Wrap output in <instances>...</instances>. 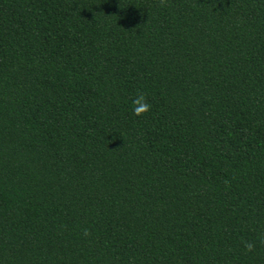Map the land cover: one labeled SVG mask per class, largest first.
I'll return each instance as SVG.
<instances>
[{
  "label": "trees",
  "instance_id": "trees-1",
  "mask_svg": "<svg viewBox=\"0 0 264 264\" xmlns=\"http://www.w3.org/2000/svg\"><path fill=\"white\" fill-rule=\"evenodd\" d=\"M0 264H264V0H0Z\"/></svg>",
  "mask_w": 264,
  "mask_h": 264
},
{
  "label": "clouds",
  "instance_id": "clouds-1",
  "mask_svg": "<svg viewBox=\"0 0 264 264\" xmlns=\"http://www.w3.org/2000/svg\"><path fill=\"white\" fill-rule=\"evenodd\" d=\"M150 109V105L146 102L144 95H139L134 101H133V113L136 116H140L146 112H148ZM249 250H251L252 245H248Z\"/></svg>",
  "mask_w": 264,
  "mask_h": 264
}]
</instances>
